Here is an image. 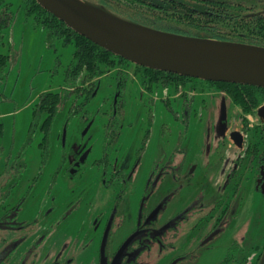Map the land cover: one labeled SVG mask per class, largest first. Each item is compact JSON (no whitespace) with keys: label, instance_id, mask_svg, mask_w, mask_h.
Here are the masks:
<instances>
[{"label":"rangeland","instance_id":"rangeland-1","mask_svg":"<svg viewBox=\"0 0 264 264\" xmlns=\"http://www.w3.org/2000/svg\"><path fill=\"white\" fill-rule=\"evenodd\" d=\"M10 1L13 3L14 20L6 33L4 45L0 47V53L9 56L6 75L0 84V189L1 186H5L2 187V191H7L12 184L15 185L10 188L13 195L0 208V215L12 207L13 203H17L21 195L26 196L22 202L25 208L23 217L30 220L35 217L37 211L39 213L42 211L43 206L46 209L50 205L52 201L49 196L55 198L54 202L58 205L60 215L72 205L71 200H76V197L82 193L92 191L88 200H93L95 194L97 199H101L100 195H104L102 189L105 187L98 185L99 176L98 178L94 176L95 179L87 174L84 180L82 179L84 182L82 185L79 176L75 177L72 183L62 172H59L61 130L68 114H72L75 109L73 106L75 93L68 96L65 94L67 101L61 103L60 111L53 121L48 146L45 145L44 134L39 129L41 122L36 126L32 125L41 95L46 92H61L65 71L73 60L74 45L65 46L62 40H49L46 28L35 15L26 12L23 0ZM133 68L132 65L130 72L132 81L126 83L125 102L115 120L119 126L113 129V133L109 132L119 138L121 147L126 143L129 144V147H124L121 151L120 147L118 151L120 160L123 159L127 149L133 153L132 162L134 155L141 153L140 165L133 182L134 190L124 196L119 210L120 214H124L125 211L126 216L131 217L130 222L135 219L142 188L148 174L151 173L152 165H159L160 172H165L166 168L170 169L166 164L169 155L177 148H179L177 158L182 170L186 171L193 163L196 166L198 182L191 183L188 189L180 193L178 202L171 201L167 210L163 212L164 218L169 217L176 207H185L191 200L190 196L202 189L201 185L208 192L214 191L215 193L211 194L216 197L225 191L229 163H226V171H224L223 163L218 159L219 150L216 149L225 137V140L232 143L233 132L242 134L240 132L242 112L227 94L216 92L197 95L198 91L181 84L173 89L167 86L147 89L139 78L133 77ZM118 70L120 73L123 71L117 68L110 69L107 75L103 76L102 83L105 87L102 85L92 100L88 107L91 113L87 114L85 120L81 119L83 113L79 114L80 108H76L79 115H73L71 119L81 122L76 133H71L70 137L79 138L85 122L90 121L95 123L91 128L92 132L88 135L91 140L96 134L93 132L94 128H99L100 122L105 124L109 122L105 115L106 111H109L107 108L110 101L106 97L108 92L106 84L112 82L116 85L115 75ZM112 90L114 88L110 92ZM182 92H186V98L183 97ZM192 97L194 98L191 101ZM186 100L191 101L188 106L185 105ZM86 108L87 105L84 109ZM95 109L97 112H94ZM245 118L249 120L250 125L256 123L250 114ZM34 128L37 131L33 133ZM70 143L69 140V145ZM40 144L44 145L40 146ZM142 147L143 149L140 150ZM100 149L101 143L96 152L97 156L100 155ZM130 164L124 165V169L129 171ZM16 172L18 173L15 176ZM93 172L94 170L90 173ZM169 175H172L170 171ZM74 184H78V187L74 188ZM242 184L236 204L232 203L230 206L232 211L228 214V221L222 234L211 244L216 245V248H205L204 253H207V256L200 261V264H219L228 254V247L234 243V240L241 243L243 248L241 253L243 264H255L258 255L261 254L258 253L255 258L257 253L250 252L251 249L255 251L253 244L264 245V199L255 192L251 181L245 180ZM231 192V188H227L224 193L230 196ZM66 198L68 200L65 202ZM44 199V204H41ZM224 200L228 201V198ZM64 204L67 207H64ZM82 210L84 208L61 224L54 241H48L45 245L37 240L41 228L31 226L36 224L35 222L30 223L22 231L24 230L26 234L33 232L35 236L25 241L22 246L21 241H17L16 251L32 253L36 264H43L42 261L46 262L45 264H52L54 257L59 255L58 252L66 243L81 244L86 240L87 232H91L86 223L76 220L83 214ZM13 236L19 237L20 234L16 232ZM112 243L114 244L113 240ZM71 249L73 246L70 247ZM68 254L74 253L65 252L63 256Z\"/></svg>","mask_w":264,"mask_h":264},{"label":"flooded vegetation","instance_id":"flooded-vegetation-1","mask_svg":"<svg viewBox=\"0 0 264 264\" xmlns=\"http://www.w3.org/2000/svg\"><path fill=\"white\" fill-rule=\"evenodd\" d=\"M132 65L134 67L133 77L139 78L140 82L143 81L141 74H137V65L129 61L117 60V66L113 69L117 68L123 71L121 73L119 70L117 71L118 73L115 75L116 85L112 82L106 84L108 90L106 97L110 101L107 108L109 111L104 114L109 122L106 124L100 122L99 128H94L95 131L93 132L96 134L93 139L88 138V135L92 132L91 128L95 124L90 121L85 122L84 129L81 130L83 133L80 131L79 138L70 137L71 133H76L81 122H75L71 117L83 113L81 119L85 120L87 114L91 113L88 109L89 105L102 85L105 87L102 83L104 75L99 80L88 79L85 84L82 83V80L80 81L81 84L79 85L83 89L86 88L87 92L81 91L79 95H75L76 99L73 104L75 109L72 114H68L69 116L64 121L61 130L59 172H62L72 183H74L73 179L79 176L82 185L84 183L83 178L87 174L96 178L99 176L97 183L105 187V189H102L104 195H100L101 199H97L98 197L95 194L93 200H88L92 191L82 193L76 197V200H71L72 205L68 206L60 215L58 214V205L54 202L55 198L49 196L52 201L50 205L46 209L43 206L42 211L40 213L37 211L35 217L30 220L23 217L25 208L22 202L26 199V196L20 195L18 197L19 201L13 203L12 207L0 215V264H36L32 253L27 251L18 253L16 251L17 241H21L22 246L25 241L31 240L35 236L33 232L26 234L22 229L35 222L36 224L31 226L41 228L37 240L42 241L45 245L48 241L53 242L57 237L58 227L82 208H84L81 211L83 214L76 220L86 223L91 232H87L86 240L82 241L81 244L71 245L66 243L58 252L59 255L54 257L52 264H200V261L207 256L204 249L207 247L216 248V245L211 244L222 234V230L228 221V214H231L232 211L230 206L232 203L236 204L237 195L242 189V183L245 180L251 181L255 192L264 199V165L259 166V175L256 169L255 171H247L248 173L246 172L247 174L243 176L242 158L244 155L241 154V151L244 141L242 145L238 141L236 142L234 140L236 135L233 132L232 143L225 140V137L216 149L219 150L218 159L223 163L224 171H226V163H229L225 191L227 188H231L230 196L223 191L216 197L211 194L214 191L208 192L201 185L202 189L196 193L194 192L192 197L190 196L191 200L185 207H176L169 217L164 218L163 212L169 207L171 201L178 202L180 193L188 189L191 183L198 182L196 166L193 163L188 166L186 171L182 170L177 158L179 152V148H177L169 155L166 167L170 169L166 168L165 172H160L159 165H152L151 173L148 174L142 188L135 219L130 222L131 217L126 216L125 211L124 214H120L119 210L123 204L124 196L134 190L133 182L140 165L141 158L139 159V157L141 153L134 155L132 162L133 153L127 149L123 159L120 160L118 155L121 147L119 138L116 135L112 136L109 132L113 133V129L119 126L115 120L125 102L126 83L132 81L130 79ZM176 83V81H172V84L168 87L173 89ZM182 84L185 87L190 86L192 89L195 87L194 81L191 80H186ZM161 87L162 85L159 86V88ZM112 88L114 90L110 92ZM195 91H198V89ZM196 93L199 95L216 92L198 91ZM185 94L186 92H182L184 98L187 97ZM187 100L185 102L186 106L191 103ZM86 105L87 108L84 109ZM263 105L264 103L261 106ZM76 108H80L79 114ZM257 110L256 117L252 114L250 116L256 123L262 122L264 124L258 116ZM94 112H97V109ZM253 125L254 123L251 124V126ZM69 140L71 141L70 145ZM49 141L50 138L45 145L48 146ZM100 143V155L97 156L96 152L100 148ZM43 145L40 144V146ZM124 147H129V144L122 145L120 151ZM142 149L143 147L140 150ZM129 164V171H127L124 169V165L129 166ZM92 170L94 172L90 173ZM169 171L172 174L171 176ZM17 173L14 175L16 176ZM14 185L12 184L11 187ZM2 187L5 188V186H1L0 189V208L13 195L10 190L11 187L7 191H2ZM76 187H78V184H74V188ZM46 197L47 194L45 193V199ZM225 198H228V201L224 200ZM45 199L41 204H44ZM67 200L68 198L64 201ZM64 207L67 206L64 204ZM16 232L20 234L19 237L13 236ZM71 246H73V249L70 250ZM252 247L255 251L253 252L251 249L250 253H264V245L253 244ZM65 252L74 254L63 256ZM227 253L219 264H243L241 256L243 248L237 240H234V243L228 247ZM42 262L43 264L46 263Z\"/></svg>","mask_w":264,"mask_h":264},{"label":"trees","instance_id":"trees-1","mask_svg":"<svg viewBox=\"0 0 264 264\" xmlns=\"http://www.w3.org/2000/svg\"><path fill=\"white\" fill-rule=\"evenodd\" d=\"M128 20L156 29L205 38L247 43L264 47V0H87ZM10 0H0V47L4 45L6 33L14 20ZM28 14L36 16L46 28L49 40H62L63 45H74L72 63L65 71L63 88L59 93L46 92L36 106L32 125L41 122L44 140L51 136L53 121L60 111L66 96L81 91L87 92L79 84L88 79H100L108 70L117 66V60L127 61L105 50L89 39L79 35L67 25L43 9L35 0H23ZM8 55L0 53V84L6 75ZM138 66V65H137ZM137 74L142 76V84L147 89L168 87L172 81L176 86L186 80L194 81L198 91L223 92L238 106L242 114V135L244 145L241 154L243 176L247 171L258 170L264 165V124L250 125L246 117L264 103V88L235 83L204 81L158 71L146 67H137ZM151 85V86H150ZM197 85V86H196ZM79 87V88H78ZM66 94V96H65ZM78 112V111H77ZM1 130V129H0ZM36 128L32 132H36ZM1 132V131H0ZM247 172V173H246ZM256 173V172H255ZM264 196V195H263ZM261 246V245H260ZM258 255V253H257ZM263 253L256 263L260 264Z\"/></svg>","mask_w":264,"mask_h":264},{"label":"water","instance_id":"water-1","mask_svg":"<svg viewBox=\"0 0 264 264\" xmlns=\"http://www.w3.org/2000/svg\"><path fill=\"white\" fill-rule=\"evenodd\" d=\"M67 27L135 65L204 81L264 88V47L172 33L87 0H35ZM264 122V105L257 110ZM234 140L242 145L244 136ZM260 264H264V253Z\"/></svg>","mask_w":264,"mask_h":264}]
</instances>
